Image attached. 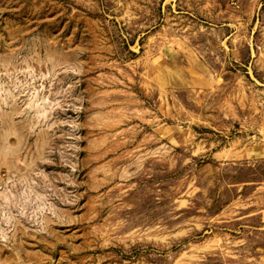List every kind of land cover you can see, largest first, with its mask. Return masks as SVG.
<instances>
[{"label": "rangeland", "instance_id": "obj_1", "mask_svg": "<svg viewBox=\"0 0 264 264\" xmlns=\"http://www.w3.org/2000/svg\"><path fill=\"white\" fill-rule=\"evenodd\" d=\"M0 264H264V0H0Z\"/></svg>", "mask_w": 264, "mask_h": 264}]
</instances>
